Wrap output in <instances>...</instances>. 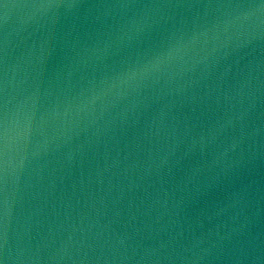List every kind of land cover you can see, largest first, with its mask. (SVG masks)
I'll return each instance as SVG.
<instances>
[{"label": "water", "instance_id": "1", "mask_svg": "<svg viewBox=\"0 0 264 264\" xmlns=\"http://www.w3.org/2000/svg\"><path fill=\"white\" fill-rule=\"evenodd\" d=\"M3 2L6 264H264V3Z\"/></svg>", "mask_w": 264, "mask_h": 264}, {"label": "snow or ice", "instance_id": "2", "mask_svg": "<svg viewBox=\"0 0 264 264\" xmlns=\"http://www.w3.org/2000/svg\"><path fill=\"white\" fill-rule=\"evenodd\" d=\"M262 3H264V0H261ZM6 3L3 2V0H0V5L5 6ZM3 149L0 148V154H2ZM0 180H2V175H0ZM0 264H6V259L2 254H0Z\"/></svg>", "mask_w": 264, "mask_h": 264}, {"label": "clouds", "instance_id": "3", "mask_svg": "<svg viewBox=\"0 0 264 264\" xmlns=\"http://www.w3.org/2000/svg\"><path fill=\"white\" fill-rule=\"evenodd\" d=\"M144 70L146 71L147 69L145 68Z\"/></svg>", "mask_w": 264, "mask_h": 264}]
</instances>
